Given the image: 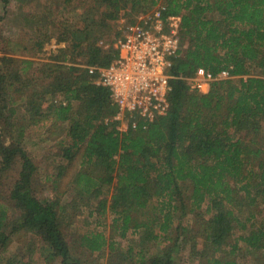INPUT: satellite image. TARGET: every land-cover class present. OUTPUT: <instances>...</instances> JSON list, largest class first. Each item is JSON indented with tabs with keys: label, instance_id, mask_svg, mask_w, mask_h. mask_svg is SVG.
<instances>
[{
	"label": "trees",
	"instance_id": "16d2710c",
	"mask_svg": "<svg viewBox=\"0 0 264 264\" xmlns=\"http://www.w3.org/2000/svg\"><path fill=\"white\" fill-rule=\"evenodd\" d=\"M155 9L163 20L180 16L181 49L168 72L173 78L168 109L151 123L135 118L120 130L108 89L97 85L98 73L90 74L88 67H107L117 56L114 46L125 27ZM124 11L128 18L116 28ZM66 33L74 43L71 49L77 50L70 57L60 50L62 64L41 65L39 77L27 75L35 62L23 59L14 69L9 67L17 64L14 60L0 59V119L14 126V103L8 96L26 94L28 106L39 112V117L31 114V125L36 118L43 125L68 123L62 156L70 161L80 154L72 185L80 197H94L89 215L105 218L110 212L121 237L131 229L139 235L138 252L127 247L122 263L177 264L174 253L189 247L198 264H236L232 258L241 242L264 264V226L255 210L264 197V0H88ZM79 57L86 69L63 64L67 59L75 64ZM197 68L228 78L213 81L201 95L185 81ZM48 96L63 101L52 106L51 98L44 100ZM36 102H44L42 108ZM2 132L0 174L19 165L10 199L21 214L20 228L38 238L57 264H83L61 230L64 205L33 194L37 168L21 144L7 141ZM149 205L158 207L159 217L134 220L132 215ZM202 208L197 228L182 227L172 240L173 218ZM235 229L244 234L226 252ZM145 231L152 234L151 242L163 243L158 254L148 255L143 248ZM8 240L0 235V247ZM79 245L94 254L113 250L115 244L101 232H91Z\"/></svg>",
	"mask_w": 264,
	"mask_h": 264
},
{
	"label": "rangeland",
	"instance_id": "374dc122",
	"mask_svg": "<svg viewBox=\"0 0 264 264\" xmlns=\"http://www.w3.org/2000/svg\"><path fill=\"white\" fill-rule=\"evenodd\" d=\"M87 2L88 0H0V59L14 60L17 64L9 65L14 69L19 68L18 63L23 59L35 62L36 64L30 67L27 73L33 77L41 76L37 69H42L43 64H62V60H59L62 56L60 50L64 49L67 57L71 56V50H77L71 49L74 43L67 38L66 30L73 22H77ZM125 17L128 18L126 11L120 14L115 23L116 28L127 20ZM76 61L75 64H71V60L67 59L63 64L87 68L81 57ZM25 97L26 94H9V103L11 100L14 103L12 117L14 126H5L0 119V130H3V138L7 141L16 139L35 164L37 171L33 178V194L40 200L58 199L59 203L64 205L65 211L60 214L63 218L59 216L62 223L61 230L72 254L81 263L108 264L109 259L114 256L113 264H123V255L125 258L127 247H134L135 254L138 252L139 235L132 233L131 229L125 237H121L117 226L112 223L113 216L110 212L105 218L89 215L95 207L94 197H80L72 185L73 175L79 170L80 154L70 161H66L62 156V148L67 146L69 140L66 134L68 123L52 121L43 125L42 121L36 118L34 125H31V114L38 116L39 112L28 106ZM50 98L48 96L44 100L48 101ZM51 99L54 104L52 106H57L63 101L61 96ZM44 102L35 104L42 108ZM45 105L49 104L46 102ZM127 121L124 120L122 125L118 123V128L125 129ZM21 127L24 131L20 129ZM18 173L19 165L16 163L0 174V235L9 239L4 247H0V264H5L8 260L24 261L26 264H57L49 250H42V243L38 238L20 228L21 214L10 199V192L18 178ZM188 193L186 191V195ZM257 204L255 206L257 222L264 226V197L258 199ZM203 210L202 208L186 215L179 213L175 219L173 218L174 222L170 227L171 239H174L182 227L195 230L204 217ZM132 216L134 220L153 222L155 216L159 217L158 207L149 205L146 210ZM91 232H101L110 244H115L113 250L105 248L99 253L92 254L81 247L80 238ZM243 234L244 232L239 229L233 231L226 252L230 251V245L235 244L238 237ZM141 235V238L146 240L143 248L147 250V254H158L163 243L151 242L149 238L152 234L148 231L142 232ZM192 235L193 233L189 234L190 237ZM193 238L200 244L197 236ZM237 245L239 249L232 258L236 264H262L258 253L249 250L241 242ZM174 256L177 264H198L195 261L197 256L190 252L189 247L176 251Z\"/></svg>",
	"mask_w": 264,
	"mask_h": 264
},
{
	"label": "built area",
	"instance_id": "2783aa9c",
	"mask_svg": "<svg viewBox=\"0 0 264 264\" xmlns=\"http://www.w3.org/2000/svg\"><path fill=\"white\" fill-rule=\"evenodd\" d=\"M179 27L180 16L163 20L156 9L140 15L125 27L116 42L117 56L112 62L105 68L88 67L90 74L98 73L97 85L108 89L116 105L113 120L121 125L128 120L126 128L135 118L151 123L167 111V95L173 79L168 72L171 59L181 49ZM225 78H228L226 74L213 76L197 68L185 81L191 91L205 95L213 81Z\"/></svg>",
	"mask_w": 264,
	"mask_h": 264
}]
</instances>
